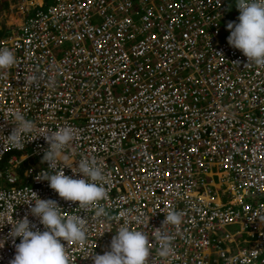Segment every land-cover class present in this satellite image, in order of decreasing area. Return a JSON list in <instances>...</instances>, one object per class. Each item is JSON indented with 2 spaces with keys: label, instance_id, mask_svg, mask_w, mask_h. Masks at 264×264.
I'll use <instances>...</instances> for the list:
<instances>
[{
  "label": "built area",
  "instance_id": "obj_1",
  "mask_svg": "<svg viewBox=\"0 0 264 264\" xmlns=\"http://www.w3.org/2000/svg\"><path fill=\"white\" fill-rule=\"evenodd\" d=\"M43 2L17 0L29 11L0 37L18 61L0 76V224L27 215L44 230L25 204L32 191L64 215L79 212L36 178L48 168L37 134L70 126L74 139L56 169L98 162L112 230L98 236L106 219L80 211L86 242L62 241L75 264L110 250L125 221L148 233L149 264H264V65L227 42V23L239 22L232 0ZM13 111L36 126L23 150L5 137ZM170 208L184 213L182 224L162 225ZM10 229L0 227V264H10L19 243ZM160 231L174 237L167 259L158 255Z\"/></svg>",
  "mask_w": 264,
  "mask_h": 264
},
{
  "label": "clouds",
  "instance_id": "obj_2",
  "mask_svg": "<svg viewBox=\"0 0 264 264\" xmlns=\"http://www.w3.org/2000/svg\"><path fill=\"white\" fill-rule=\"evenodd\" d=\"M235 6L239 10V22L227 23L226 28L230 31L227 42L239 49L247 58V62L264 65V0H235ZM17 63L13 49L0 47V76L6 75L3 70L10 69ZM27 83L38 86L39 77L30 75L27 77ZM9 123L15 125L10 134L4 135L10 149L23 150L25 144L37 135H42L48 144L41 163L47 162V169L51 171L45 169L36 178L46 180L49 187L64 200L78 202L76 208L79 212H93L97 220L105 218L104 229L98 236L112 232L107 222L109 213L100 203L108 198V193L104 187L106 179L104 170L98 162L94 158L83 157L77 161L76 167H73L76 160L71 165L65 163L64 167L70 168L73 176L66 175L64 167L56 169L57 161L67 160L63 153L65 147L74 139L72 128L63 126L54 132L30 136L36 126L34 121L26 118L23 111L11 112ZM76 173L81 174L80 178H74ZM32 193L33 197L25 204L30 205L31 215L39 219L44 230L41 231L31 224L27 215L0 224V227L5 223L11 225L9 236L13 241L17 237L20 238L19 243L14 244L15 254L10 264H75V261L70 260L67 246L62 241H71L74 244L86 242L88 229L85 217L80 216L79 212L64 215L62 214L64 210L55 200L41 199L35 192ZM183 217L182 211L170 208L165 213L162 225L178 226L182 224ZM257 217L264 222V218ZM148 221L143 223L139 217L136 218V222L143 223L144 228ZM156 240L159 245L158 255L161 258L167 259L174 255V237L170 233L160 231L156 235ZM0 247H3V241H0ZM109 247L110 250L103 254L90 253L85 258L91 256L93 264H149L150 237L146 231L131 228L128 221L118 227Z\"/></svg>",
  "mask_w": 264,
  "mask_h": 264
},
{
  "label": "rangeland",
  "instance_id": "obj_3",
  "mask_svg": "<svg viewBox=\"0 0 264 264\" xmlns=\"http://www.w3.org/2000/svg\"><path fill=\"white\" fill-rule=\"evenodd\" d=\"M8 3V6H4V0H0V21H4V23L13 25L12 29H15V24L18 23L20 20H23L24 17L27 15L29 9H22L17 7V0H6ZM29 1V0H28ZM34 5L38 4L41 2V0H33ZM15 4V5H14ZM14 5V6H12ZM28 10V11H26ZM11 17H15V20H18V22L11 21ZM14 19V18H13ZM15 22V23H13ZM2 26V25H0ZM230 229H232L230 227Z\"/></svg>",
  "mask_w": 264,
  "mask_h": 264
},
{
  "label": "trees",
  "instance_id": "obj_4",
  "mask_svg": "<svg viewBox=\"0 0 264 264\" xmlns=\"http://www.w3.org/2000/svg\"><path fill=\"white\" fill-rule=\"evenodd\" d=\"M52 0H44V2L42 3L41 5V8H45ZM235 5V0H232V8L234 7ZM4 6L7 7L8 6V3L6 0H4ZM14 18V19H13ZM16 18L15 17H11V21L15 20ZM12 26L13 25H2L1 28H0V37H3L5 35H7L8 33L11 32L12 30Z\"/></svg>",
  "mask_w": 264,
  "mask_h": 264
},
{
  "label": "bare ground",
  "instance_id": "obj_5",
  "mask_svg": "<svg viewBox=\"0 0 264 264\" xmlns=\"http://www.w3.org/2000/svg\"><path fill=\"white\" fill-rule=\"evenodd\" d=\"M214 183L216 185H218V183H219V176L218 175L214 176Z\"/></svg>",
  "mask_w": 264,
  "mask_h": 264
},
{
  "label": "crops",
  "instance_id": "obj_6",
  "mask_svg": "<svg viewBox=\"0 0 264 264\" xmlns=\"http://www.w3.org/2000/svg\"><path fill=\"white\" fill-rule=\"evenodd\" d=\"M13 21L18 22V20H13ZM15 22H13V23H15ZM19 22H20V21H19ZM0 25H3V26H4V25H8V26H9V24L4 23V21H2V20L0 21ZM0 28H1V26H0Z\"/></svg>",
  "mask_w": 264,
  "mask_h": 264
}]
</instances>
